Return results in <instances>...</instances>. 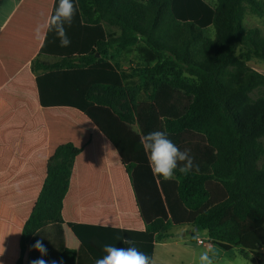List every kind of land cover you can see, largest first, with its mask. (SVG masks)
<instances>
[{"label": "trees", "instance_id": "obj_1", "mask_svg": "<svg viewBox=\"0 0 264 264\" xmlns=\"http://www.w3.org/2000/svg\"><path fill=\"white\" fill-rule=\"evenodd\" d=\"M75 2L77 15L67 28L71 45L63 48L54 33L39 41L36 26H16L20 14L36 12L32 0L21 3L0 33V85L26 75L39 105L80 115L81 129L100 136L109 158L128 166L124 183L114 186L124 198L117 197L114 214L94 215L87 202L80 214L67 198L76 170L72 154L68 168L50 172L15 264H28L30 234L49 224L63 234L50 264H95L105 244L127 247L122 237L153 258L158 239L182 225L264 264V73L249 66L254 59L264 62V31L243 24L247 14L264 18V0ZM48 3L55 8L58 0ZM104 25L120 34L108 35ZM134 51L139 66L122 70L117 56ZM41 55L59 61L47 63ZM165 87L191 101L181 115L161 116V130L206 142L199 172L177 169L172 181L152 174L141 135L130 126L140 118L138 101H154ZM148 119L154 131L157 115Z\"/></svg>", "mask_w": 264, "mask_h": 264}, {"label": "crops", "instance_id": "obj_2", "mask_svg": "<svg viewBox=\"0 0 264 264\" xmlns=\"http://www.w3.org/2000/svg\"><path fill=\"white\" fill-rule=\"evenodd\" d=\"M23 1L0 0V33ZM48 1L50 2L32 0L36 12L26 11L20 14L16 26L23 29L28 24H42L48 17V11L51 15L54 9ZM104 28L108 35L120 34L119 28L109 25H104ZM129 56L135 58L138 54L134 51ZM118 57L119 55L117 61L121 63L122 70L130 73L141 62L139 58H135V62L125 63L130 57ZM40 59L47 63L59 61L58 57L50 55H41ZM260 63L254 68L264 73V67ZM1 70L4 71L3 68ZM135 79L138 80V77ZM34 87L26 75L0 85V264H15L20 250L18 241L28 226L27 220L31 217L43 186L48 183L50 172L68 168L72 154L77 156L76 170L67 198L77 202L80 214L85 211V202L88 203V211L94 215L114 214L117 197L124 198L121 192L115 191L114 186L124 183V173L128 166L118 159L109 158L100 136L81 129L80 115L65 107L39 105ZM146 115L141 110L140 118L130 124L133 131L141 136L144 131L149 132ZM144 128L146 129L143 131ZM51 225L30 234L26 245L28 264H37L38 261L50 264L48 257L51 258V255L45 251L40 254L43 260H39V251L35 245L39 241L47 250L46 238L39 240V232L44 233L51 227L53 230L50 233L59 238L58 245L61 243L62 230ZM199 232L192 225L172 227L167 236L159 238L155 243V264H198L203 250L196 249L189 243L193 241L198 246H203L204 251L208 247L213 249L215 264H237L234 250L240 251L244 257L243 262L238 264H258L251 254L245 255L240 248L224 250L211 243L209 235L206 239L200 237ZM198 240H202L204 244H198Z\"/></svg>", "mask_w": 264, "mask_h": 264}, {"label": "clouds", "instance_id": "obj_3", "mask_svg": "<svg viewBox=\"0 0 264 264\" xmlns=\"http://www.w3.org/2000/svg\"><path fill=\"white\" fill-rule=\"evenodd\" d=\"M77 11L75 0H58L53 13L42 24L36 26L35 38L46 41L47 34L51 32L55 34L60 47H69L71 40L67 28L72 26ZM140 142L154 176L164 181H172L175 179L177 169L185 175L192 171L199 172V165L194 162L191 150H181L165 131H150L141 136ZM119 240L127 247L118 248L105 244L102 248L104 255L98 258L95 264H155L151 256L136 247L135 240L123 237ZM35 248L42 254L46 251L39 241ZM213 254V249L208 247L200 253L198 264H214ZM37 264L44 262L38 261Z\"/></svg>", "mask_w": 264, "mask_h": 264}, {"label": "rangeland", "instance_id": "obj_4", "mask_svg": "<svg viewBox=\"0 0 264 264\" xmlns=\"http://www.w3.org/2000/svg\"><path fill=\"white\" fill-rule=\"evenodd\" d=\"M244 26L246 28H251V27H259L264 31V18H258L254 15L247 14L246 19L243 22ZM136 59L138 56H134ZM135 58L130 57L125 63H130V62H135ZM52 59V58H49ZM132 60V61H131ZM261 61L260 60H252L249 62V66L257 68L258 65ZM262 64L261 67H264V62H261ZM254 68V69H255ZM259 71V70H257ZM264 71V70H263ZM263 73V72H262ZM191 98L189 96H186L182 91L179 90H173L168 87L160 89L156 99L154 101H150L148 103H144L139 105V112H146L147 113V120L148 116L150 114H155L157 115L158 118V123L155 124L156 129L155 130H161L160 128V123L162 122L161 116H170V117H176L181 115L186 111L190 104ZM169 138L181 149H190L191 150V155L194 157V162L198 164L199 166L203 163V153L206 149V142L205 140L200 137L199 135L195 134H183L180 136H169ZM52 226V225H51ZM51 228H47L45 232L39 233V240H45L46 238V244L48 245V248L46 250V253L51 255L56 252L58 249L59 245L57 244V241L59 238L54 235L51 230ZM178 230V229H177ZM176 231V230H175ZM199 236L202 237L203 239H206L208 236V233L206 231H200ZM192 246H194L196 249L203 250V246H198L195 241L189 242ZM234 255L237 256L236 263L238 264L239 262H243L242 254L238 250H234ZM53 255V254H52ZM51 255V256H52ZM50 256V257H51ZM56 257V255H55ZM48 259H50L48 257ZM215 264V263H214ZM227 264V263H224Z\"/></svg>", "mask_w": 264, "mask_h": 264}, {"label": "built area", "instance_id": "obj_5", "mask_svg": "<svg viewBox=\"0 0 264 264\" xmlns=\"http://www.w3.org/2000/svg\"><path fill=\"white\" fill-rule=\"evenodd\" d=\"M198 244H204L202 240H198Z\"/></svg>", "mask_w": 264, "mask_h": 264}]
</instances>
